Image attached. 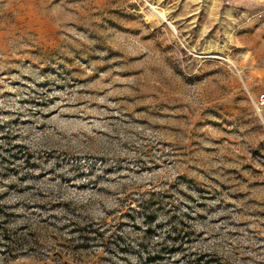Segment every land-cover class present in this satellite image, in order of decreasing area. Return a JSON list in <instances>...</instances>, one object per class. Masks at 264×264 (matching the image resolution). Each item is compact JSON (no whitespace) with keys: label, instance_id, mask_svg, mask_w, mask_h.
<instances>
[{"label":"rangeland","instance_id":"374dc122","mask_svg":"<svg viewBox=\"0 0 264 264\" xmlns=\"http://www.w3.org/2000/svg\"><path fill=\"white\" fill-rule=\"evenodd\" d=\"M264 0H0V264H264Z\"/></svg>","mask_w":264,"mask_h":264},{"label":"built area","instance_id":"2783aa9c","mask_svg":"<svg viewBox=\"0 0 264 264\" xmlns=\"http://www.w3.org/2000/svg\"><path fill=\"white\" fill-rule=\"evenodd\" d=\"M261 100L259 101L260 104H263L264 103V95H261Z\"/></svg>","mask_w":264,"mask_h":264}]
</instances>
